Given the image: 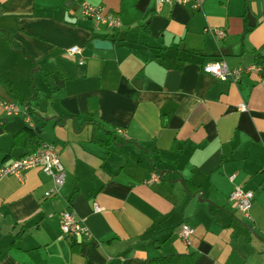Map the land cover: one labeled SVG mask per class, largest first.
Instances as JSON below:
<instances>
[{
	"label": "crops",
	"instance_id": "crops-1",
	"mask_svg": "<svg viewBox=\"0 0 264 264\" xmlns=\"http://www.w3.org/2000/svg\"><path fill=\"white\" fill-rule=\"evenodd\" d=\"M84 4L121 27H96ZM95 39L112 48L96 49ZM74 46L80 56L69 55ZM215 60L260 71L223 82L204 72ZM0 99L27 109L34 126L0 106V168L30 151L15 140L27 129L55 146L66 171L51 199L39 169L0 180V264H129L192 252L194 264H264V0H200L198 9L0 0ZM235 186L254 193L249 217L229 202ZM65 210L90 239L62 233ZM183 224L195 230L191 246Z\"/></svg>",
	"mask_w": 264,
	"mask_h": 264
},
{
	"label": "built area",
	"instance_id": "built-area-1",
	"mask_svg": "<svg viewBox=\"0 0 264 264\" xmlns=\"http://www.w3.org/2000/svg\"><path fill=\"white\" fill-rule=\"evenodd\" d=\"M156 2L159 5L167 4L169 6L175 4H191L194 9H198L200 7V0H156ZM82 14L84 17L93 20L96 27L101 25L110 29H117L121 27L120 19L112 15L104 14L101 7L84 4L82 7ZM214 34L218 41H222L227 37L226 31L223 29L215 30ZM68 53L70 56H80L81 49L74 46L68 50ZM79 63L83 65V59H80ZM258 71H260V69L255 66L248 69L238 68L232 70L224 61L221 60H215L214 62L207 64L204 68L205 73L210 74L220 81H232L235 83L240 81L243 74ZM0 106L3 107L4 112L8 116H24L31 124L30 115L27 109L22 110L15 103L6 102L1 99ZM32 127L34 126L32 125ZM35 168L41 170L43 174L50 177L52 180V186L45 191L44 197L51 199L59 195L65 184L66 171L59 153L57 152L55 146L50 143L42 142L32 154L5 163L0 168V180L6 176H15L18 179L23 180V173L27 170ZM154 180H158V177H155ZM230 180L233 181L234 176H231ZM253 199V192L246 191L241 186H235L229 197V202L237 211L249 217ZM95 211L99 212L101 211V208L95 206ZM60 222L62 233L65 236L90 239L89 231L77 217L76 212L72 210H65L60 214ZM194 234L195 230L187 224H183L179 229L180 238L188 246L192 245V237Z\"/></svg>",
	"mask_w": 264,
	"mask_h": 264
},
{
	"label": "trees",
	"instance_id": "trees-1",
	"mask_svg": "<svg viewBox=\"0 0 264 264\" xmlns=\"http://www.w3.org/2000/svg\"><path fill=\"white\" fill-rule=\"evenodd\" d=\"M16 145H22L28 147L30 150L27 155L32 154L41 144V139L36 135L33 130H24L20 132L16 137ZM32 152V153H31ZM26 155V156H27ZM199 257L196 252L188 254H174L154 259H131L129 264H194V262Z\"/></svg>",
	"mask_w": 264,
	"mask_h": 264
},
{
	"label": "water",
	"instance_id": "water-1",
	"mask_svg": "<svg viewBox=\"0 0 264 264\" xmlns=\"http://www.w3.org/2000/svg\"><path fill=\"white\" fill-rule=\"evenodd\" d=\"M250 21H253V17L249 16ZM252 26H254V24H251ZM94 47L96 49H102V50H109L112 48V43L110 41H105V40H101V39H95L93 41ZM28 107V106H27ZM2 133V129L0 127V134ZM180 182L183 183L182 180H180Z\"/></svg>",
	"mask_w": 264,
	"mask_h": 264
}]
</instances>
